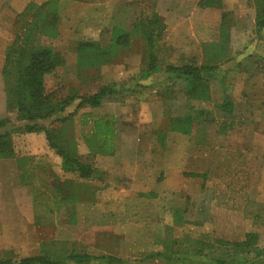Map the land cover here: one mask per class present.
<instances>
[{"label":"rangeland","instance_id":"1","mask_svg":"<svg viewBox=\"0 0 264 264\" xmlns=\"http://www.w3.org/2000/svg\"><path fill=\"white\" fill-rule=\"evenodd\" d=\"M87 1L89 3L85 5L84 3ZM92 1L59 0L60 10L61 3L64 6L63 10L68 9V14L66 11L62 12L65 19L60 20L63 21L64 29L62 30H66V36L71 33L69 30L75 26L77 15L82 16L79 14L80 11L93 9V6L99 7L96 6L97 4L92 6ZM226 3V7L235 8L238 11L245 8L246 11L252 8L256 9L253 0H249L248 3L245 0H227ZM154 11L153 5L147 1L139 3V1L133 0L127 6L124 3L117 8L112 22H100L101 25L105 24L107 29L100 31L98 26L92 25L96 27L89 29L91 31L89 35H95L94 38L99 37L107 43V37L110 36L115 24L131 29V23L140 16V12L152 14ZM233 11L235 14L233 13L232 16L228 43L231 51L230 59L221 65L228 67V70L223 68L225 72L223 76L226 80L224 86L229 85V93L226 96L234 104L230 113H225L215 106L222 97L220 86L217 85L218 88L213 92V99L217 100L216 102H196L185 98L183 91L185 83L175 79L172 83L174 93H166L164 100L147 102L144 99L142 103L134 101L135 95L143 91L137 85L140 81L141 68L138 67L139 55H137L138 62L134 57H129L130 54L122 53L120 55L122 58L107 66L100 65L96 69L92 68L82 72L70 67L68 70L59 68L50 76L49 88L58 93L60 97L93 94L103 87H113L116 89L115 91L123 89V86L127 85L132 87L128 92L124 91L121 96L117 92L109 95L110 97L106 96L98 109L81 108L68 125L61 126L59 123H55L50 128L52 131L64 128L66 136L74 138L75 148H78L77 151H79L80 147L84 146V138L91 133L94 117L113 112L121 127L122 124L132 123L130 127H134L136 135L142 138L143 146L154 143L157 158L162 159L166 156L175 160L179 157L180 175L182 172L206 173L204 177L191 175L190 182L179 190V194L177 193L178 205L181 209L188 207L187 211L183 213V220H175L177 215L174 213H162L157 216V220L160 219L162 225L159 221L160 226L155 227L152 224L147 227V224L156 218L146 217L143 213L140 217H138L139 214H135L126 219L128 230L126 229L123 233L127 232L128 234L124 236V234H115L120 233L117 226L111 230L103 228L107 224L102 222L100 215H96L95 218L90 212L81 208L78 214L76 201L79 198H81L80 200L92 199V195L100 185V180L95 176L92 179L84 180L77 173L67 172L63 167L61 169L55 162V159L60 161L61 157L53 154L56 151H46L49 143L45 133H42L41 136L25 135L28 133L19 132L18 128L26 121L18 120L16 109H8L6 103L0 102V119H10L7 128L15 130L12 136L14 157L0 158V259H9L14 262L25 256L48 255L51 259L63 261L72 252H85L96 257L111 254L123 257L126 264H163L161 259H150L147 256L154 253L156 249H163L157 242L159 237H164L170 244L168 248L170 253L181 257V251L188 247L191 248L190 236H199L201 233H209L211 237L207 240H214L213 247L208 249L213 256H220L228 251L226 245L215 241V239L241 241L245 239L248 232L258 233L259 248H264V57L254 62L253 60L252 62H241L243 66L236 70L230 68L235 65L236 57H241L240 53L249 42L257 41L256 52H264V41L260 40L256 30H253L256 27L252 29L254 23L251 21L250 14L246 12L247 14H243L242 17L240 13L236 14V11ZM96 15L92 16L91 14L87 17V14H83V19L79 24L87 23L85 19L92 20ZM71 18H73L72 22ZM96 23L99 24V22ZM89 30L85 29L81 32L86 33ZM17 32V26L14 25L12 35L10 34L12 38H8L10 42L13 41ZM84 38L86 37L84 36ZM42 39L44 44L52 45L59 51H61L60 47L65 45L56 42L57 38L43 37ZM160 45L158 57L169 51V45L164 38L160 41ZM191 60H193L191 55H187L177 63H191ZM162 62L164 65L170 62L169 57H166ZM156 75V77H163V81L167 79L162 72H158ZM163 81L161 88L156 91L164 89L165 82ZM178 94L179 97L176 96ZM78 103L79 101L76 100L70 104L66 113L73 111L71 112L73 114ZM166 110L170 115L180 114V116L193 111L195 114L199 113L198 120L215 125L221 120H233L236 123V130L229 134L225 140L223 138L220 140V145H225L224 150L216 147L210 149L206 155L199 154L198 148L192 146L191 139L186 136L172 135L166 139L164 145H161L157 136L155 134L154 137L152 136L155 124L151 122L150 114L141 116V113L153 111L152 113L160 118L157 112ZM164 119L165 117L162 116L158 121L161 122ZM39 122L44 126L52 123L50 119ZM239 131L244 132L241 137L244 151H241V155L237 154L240 153L239 150L234 152L233 147L230 146L235 145L231 141H234L237 134L239 135ZM199 137H201L200 134L198 139ZM153 138L154 141H152ZM34 150H40L42 153H34ZM18 158L19 160L23 158L25 161L19 164ZM89 158L88 161H90ZM203 178L210 188L201 185ZM69 191L71 195L67 198L65 196ZM78 193L82 197L77 198L76 194ZM205 193L216 195L215 198H212V206H209L207 197L202 198V194L205 195ZM195 194H197L196 198ZM200 208L202 209L200 210ZM138 223H142V226ZM109 232H111V236L108 235ZM123 236L126 237V244H124ZM176 238L179 240L173 242ZM250 255V257H254L255 252ZM175 257L170 261V264H183V260L177 262ZM186 261H190V259Z\"/></svg>","mask_w":264,"mask_h":264},{"label":"crops","instance_id":"2","mask_svg":"<svg viewBox=\"0 0 264 264\" xmlns=\"http://www.w3.org/2000/svg\"><path fill=\"white\" fill-rule=\"evenodd\" d=\"M48 1L49 0H0V102L6 103V91L2 74V67L4 64L6 47L11 43L8 38L12 35L13 26L16 25L15 23L19 14H21L31 2L41 5ZM130 1L133 0H93V3H91V5L93 6V4H97L96 6L99 7L95 8L93 6V9H85V11H80L79 14H82V16L77 15V18L75 19V26L69 30V32H71L69 34L70 36H66V30H62L64 29L63 21H60L61 28L60 26L59 28L61 30L59 29V35L55 37V39L57 38L56 42H61L65 45L63 47H60L61 51H59V49L56 50L55 47L53 48L64 57L65 64L57 67L56 70H58L59 68H65L66 70H68L70 67L71 69H76L82 72L93 68H81L78 65V45L85 40L94 41L103 48L110 47L111 60L109 61V63L112 64L114 63V61L122 58L120 56L122 53L128 55L130 54L129 57H134L137 62V55H139L140 63H138V67H141L140 71L144 69L147 65V44L145 39L139 37V34L135 33L134 36H131V44L125 49L112 44L110 38L112 34L107 37V43L103 41V39L101 40L99 37L94 38L93 36L95 35H89V33L91 32L89 29L95 28L96 26L100 28V31H102L103 29H107L104 23L112 22L117 12V8L120 5ZM136 1H139V3H141L142 1L149 2L151 5H153L155 12L163 21L164 29L162 35H160V39L158 40L160 48L158 47L159 49H157V53L158 50L161 49L160 41L164 38L165 42H167V45H169V51L165 52L163 56L159 57H164L165 59L166 57H169L170 62H167L165 65L170 63L176 65L190 63H177V61H182V58L184 59V57H186L187 55H191V59H193L191 60V62L194 61L198 65L204 63L205 46L211 42H218L220 39L219 35L223 12L229 11L232 13V16L235 14L233 10L236 11V14L240 13L241 16L248 13L251 16V21L254 23L252 29L255 28L256 9L252 8L251 10L248 9V11H246L245 8L242 11H238L235 8H228L226 7L227 0H223V8L204 7L200 4L201 0ZM245 1H247V3L249 2V0ZM86 3L89 2L87 1L84 4L86 5ZM60 5L61 10L59 7L58 15L59 19L61 20L65 19V17L62 15V12L64 13L66 11L68 14V9L63 10L64 6L62 5V3ZM83 14H87V17L91 14L92 16L94 14L97 15L92 19L93 21L85 19V22L87 23L80 25L79 23H81V20L83 19ZM71 19L72 22L73 18ZM101 21L104 22V25L100 24ZM96 22H99V24ZM85 29L89 31L86 33H82L81 31H84ZM84 36L86 38H84ZM257 36H260L259 39L264 41V29L262 30L261 35L258 34ZM256 45L257 41L249 42V44L246 45L243 51L240 53L241 57L237 56V61H235L234 63L235 65L230 68L236 70L239 69L240 66H243L241 62H252V60L254 62L259 58H263L264 52H256V49L258 47V45ZM226 62L227 61H225L224 63ZM109 63L103 65L107 66L109 65ZM223 64H220L219 66V75L210 81L209 95L211 102L217 101L213 99V92L214 89L218 88L217 85L220 86L219 89H221L222 94L220 101L217 102L219 103L224 101L225 99H230L227 97L229 93V85H227L226 87L224 86V84H226V80L223 76L225 74L223 68L227 69L228 67L221 66ZM96 68L98 67H95V69ZM56 70L54 72H56ZM54 72L49 74L48 76L49 83L50 76L54 74ZM156 76V73H154L151 77L148 78V82L153 85V87L151 88L153 90L148 88L136 94L134 101L142 103V100L144 99L145 101L147 100V102L158 101V99L162 100L166 93H174V90L172 89V83L174 82V79L178 82L182 81L178 80L177 78H173L172 80L164 79V82L166 81L164 89L162 88L161 91H156V89L159 88L160 83L163 81V77ZM183 82L185 83L183 88H185L186 81ZM169 84H172L170 88H168ZM143 95H145V97H143ZM176 96L179 97V94ZM184 96L185 98H188L187 95ZM191 101L200 102L195 99H191ZM230 101L232 100L230 99ZM99 107L89 108L94 110L98 109ZM79 110L75 113L74 117L77 116ZM71 112L73 111H67V113ZM152 112L153 111H149V113H147L146 111H143L141 113V116H147L150 114L151 122L155 124V127H153L152 129V136L154 137L155 134V136H157L158 142H160L161 145H164L166 139L168 137H171L172 135H177L179 137L186 136L191 139V145L195 148H198L199 154L202 155H206L210 151V149L216 147L224 150L223 147L225 145H220V140L222 138L225 140L229 136V134H232L233 131L236 130V123L234 122L233 129L229 131H221L220 126L223 122L222 120L221 122H216V125L209 124L207 122L201 121L200 119L198 120L197 117L199 113L195 114L193 111L191 113H186V115L183 116H180V114L170 115L169 111L167 112V110L159 111L157 112V114L160 115V118H162V116L163 118L165 117V119L161 122L158 121L160 119L158 118L159 116ZM184 116H190L193 120V126L189 128L188 132L180 129H174L171 125V122L173 120ZM74 117L72 118L71 122L74 120ZM93 121V128H91L90 135L84 138V146H79V151H77L78 148H75L76 145H74V148L76 154L82 156L83 161L93 164V167L95 168L94 170L96 171L94 176L97 177L98 180H100V185H98L97 190L94 189L95 192L92 195V199L80 200L81 198L79 197H82V195H80V193L76 194V197L79 198L76 201V212L79 214L80 210L83 209L84 211L90 212L91 215L95 218L96 215H100L102 218V222L104 221L107 224L103 228L111 230L115 226H117L118 230H120V233H115L116 235L124 234L123 231L128 228H126L128 224L126 219L135 214H139L138 217H140L143 213L144 215H146V217L148 216L151 218H156V220L149 222L147 224V227L152 224H154L155 227H158L160 226L159 221L162 225V221L160 219L159 221L157 220V216L161 215L162 213H174L175 215L181 214L183 216V213L187 211L188 207L185 209H181V207L178 205L179 199L177 198L178 194L180 193L179 190H181V188H183L185 184H188L190 182L189 177L191 178V175L204 177L206 176V173L191 174V172H182V174L180 175L179 157H177L175 160L169 159L166 156L162 157V159L157 158L154 143H152L151 145L146 144L145 146H143L144 142L142 141V138L136 135L134 127H130L132 123H125L124 125L122 124L121 127L118 124L119 121H116V117L113 112L104 113L101 116L94 117ZM128 128L131 129L126 131ZM42 133L44 132H33L25 135L35 134L42 136ZM199 134L201 135V137H199L198 139ZM242 134H244V132L239 131V135L237 134V136H235L236 138L233 139L234 141H231L232 143H235V145H230L231 147H233L234 152H237L238 150L240 151V153H237L239 155H241V151H244L242 147ZM152 141H154V138L152 139ZM234 146L236 147L235 149ZM48 150H53L55 152V150L51 148L49 144L46 151L48 152ZM34 153H42V151L34 150ZM51 153L53 152L51 151ZM53 154L56 156L58 155L57 153ZM58 157L60 156L58 155ZM88 157H90V161H88ZM55 162L59 164L60 168L62 169V159L60 161L58 159H55ZM183 176H185L186 178H184ZM201 185L203 187H209L206 184L205 178L202 179ZM196 195L197 194H195V198L197 197ZM206 197L207 201L209 200V206H212V198H215L216 195H214L213 193H205V195L202 194L203 199ZM201 209L202 208H200V210ZM113 210H115L116 212H114ZM142 223L144 224V222ZM142 223L138 224L141 225ZM195 224H197V222H195ZM110 233L111 232H109L108 235H110ZM127 234L128 233L126 232L124 236H126ZM124 238L125 239L123 241L124 244H126V237ZM176 240L179 239L176 238L173 242H176ZM157 242L163 247V249H156L154 253H151L147 256L150 259H161L163 264H170V261H172V259H174L175 257H172V255L169 256L168 254V248L170 244H168V242L162 236L159 237V241ZM159 253L161 254L158 255ZM189 254L191 256L190 247L184 249V251H181L182 256L180 257L179 255H177V257H175V260L177 262L186 260V257L183 256H189ZM188 258L190 259L189 262H191V257ZM122 260L126 264V261H124V259Z\"/></svg>","mask_w":264,"mask_h":264},{"label":"trees","instance_id":"3","mask_svg":"<svg viewBox=\"0 0 264 264\" xmlns=\"http://www.w3.org/2000/svg\"><path fill=\"white\" fill-rule=\"evenodd\" d=\"M256 6L255 27L256 33L261 35L264 29V0H253ZM204 7L223 8V0H201ZM130 5L125 3V6ZM59 0H49L44 4L31 2L27 8L19 14L16 20L18 32L13 41L6 47L5 59L2 67V74L6 91V106L8 109H16L17 119L26 121L18 128L21 133L44 132L48 143L62 159V167L67 172L77 173L80 178L89 180L96 171L92 163L85 162L82 156L77 155L74 148V138L66 136L64 128L51 130L50 126L59 123L61 126L69 124L75 113L83 107H99L106 96L117 92L122 95L128 92L131 86H123V89L103 87L93 94H79L60 97L58 93L49 88L48 76L57 67L65 64L64 57L58 53L52 45L44 44L43 37L55 38L59 35ZM131 23L130 27L123 28L115 24L111 34L113 45L123 49L131 44V36L135 33L146 40L147 65L140 71L138 86L141 90L147 87L148 78L154 73L162 72L168 80L177 78L186 81L184 88L185 95L189 99L197 101H210V81L219 75L220 64L230 59V29L232 24V13L223 12L220 27V39L218 42H211L205 46L204 63L198 65L194 61L182 65L162 63L164 57H158L157 49L160 48L158 40L163 33L164 24L159 15L154 11L152 14L144 12ZM78 49V65L81 68L98 67L109 63L111 60V48H103L98 43L90 40L81 42ZM157 46V47H156ZM159 47V48H158ZM164 82V81H163ZM166 82V81H165ZM162 83V82H161ZM160 83L159 88L162 84ZM170 88V86L168 87ZM110 97V96H109ZM76 100L79 101L76 111L66 113V109ZM216 107L230 113L234 104L230 99L216 103ZM51 120L50 125L44 126L39 121ZM10 119H0V158L14 157L13 133L15 130L8 129ZM174 129L185 132L193 126L190 116L177 118L171 122ZM234 121H223L221 131L231 130ZM17 130V129H16ZM17 130V131H18ZM19 160V158L17 159ZM22 164L25 160H19ZM63 183V182H61ZM61 191V190H60ZM64 192V191H62ZM71 192L65 196L69 198ZM68 200V199H67ZM175 220H183L181 214L175 216ZM258 233L248 232L243 240L215 241L226 245L227 252L220 256H213L211 249L214 240H207L209 233H201L199 236L191 237V256L184 255L186 260L191 257V262L183 260V264H264V248H259ZM212 239V238H211ZM255 252L254 257H250ZM159 253L158 255H160ZM169 256L177 254L170 253ZM154 256V255H153ZM189 262V263H188ZM123 260L114 255L94 256L85 252H72L63 261L51 259L48 255H30L16 261L0 259V264H122Z\"/></svg>","mask_w":264,"mask_h":264}]
</instances>
